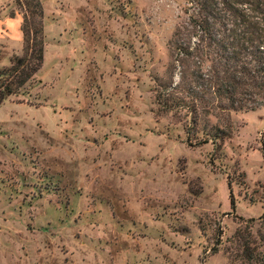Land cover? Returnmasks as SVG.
I'll return each mask as SVG.
<instances>
[{
    "label": "rangeland",
    "instance_id": "obj_1",
    "mask_svg": "<svg viewBox=\"0 0 264 264\" xmlns=\"http://www.w3.org/2000/svg\"><path fill=\"white\" fill-rule=\"evenodd\" d=\"M40 2L41 67L0 104V264H227L264 206V106H207L187 136L155 100L192 101L169 43L194 1ZM22 13L0 0V67Z\"/></svg>",
    "mask_w": 264,
    "mask_h": 264
},
{
    "label": "trees",
    "instance_id": "obj_2",
    "mask_svg": "<svg viewBox=\"0 0 264 264\" xmlns=\"http://www.w3.org/2000/svg\"><path fill=\"white\" fill-rule=\"evenodd\" d=\"M193 1L187 27L175 28L169 43L171 63L179 67L173 94L185 91L192 101L186 104L175 95L155 98L171 110L186 109L190 119L187 136L195 135L199 110L207 112V106L219 112L264 106V0ZM14 2L23 11L19 26L23 51L12 54L9 64L0 67V104L32 80L43 60L40 0ZM219 133V128H202L198 139L220 141L224 136ZM261 154L264 159V144ZM226 241L227 264H264V206L255 221L250 219L235 229Z\"/></svg>",
    "mask_w": 264,
    "mask_h": 264
}]
</instances>
